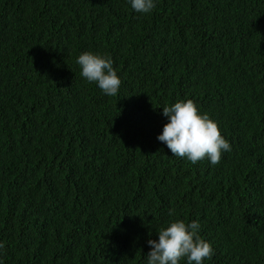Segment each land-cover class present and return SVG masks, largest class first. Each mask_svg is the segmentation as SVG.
Here are the masks:
<instances>
[{"label": "trees", "instance_id": "obj_1", "mask_svg": "<svg viewBox=\"0 0 264 264\" xmlns=\"http://www.w3.org/2000/svg\"><path fill=\"white\" fill-rule=\"evenodd\" d=\"M155 2L0 0V264H147L175 219L200 224L203 264H264V0ZM185 99L229 141L219 164L157 139Z\"/></svg>", "mask_w": 264, "mask_h": 264}, {"label": "clouds", "instance_id": "obj_2", "mask_svg": "<svg viewBox=\"0 0 264 264\" xmlns=\"http://www.w3.org/2000/svg\"><path fill=\"white\" fill-rule=\"evenodd\" d=\"M128 2L133 10L143 14H150L156 7L155 0ZM76 62L87 82L97 84L108 96L117 95L121 80L107 54L84 52ZM162 115L168 122L157 139L166 144L173 156L186 158L193 164L207 158L212 165H217L222 154L231 151V145L221 134L217 122L207 113L201 114L193 100H177L171 106L163 107ZM174 212V209L170 210L169 215ZM157 233L158 240L147 241L151 249L146 255L147 264H179L182 259H186L187 264H203L214 254L210 242L200 235V224L195 220L191 223L172 220ZM4 248V243H0V255Z\"/></svg>", "mask_w": 264, "mask_h": 264}]
</instances>
